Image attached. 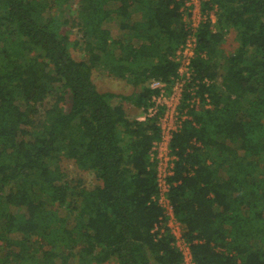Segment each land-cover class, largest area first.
Instances as JSON below:
<instances>
[{
	"label": "trees",
	"instance_id": "1",
	"mask_svg": "<svg viewBox=\"0 0 264 264\" xmlns=\"http://www.w3.org/2000/svg\"><path fill=\"white\" fill-rule=\"evenodd\" d=\"M69 1L0 0V264H183L174 236L153 232L161 128L127 102L148 108L152 80L177 74L184 1L79 0L71 18ZM203 9L217 20L199 27L193 66L212 106L173 136L169 196L197 264H264V0ZM99 69L136 90H101Z\"/></svg>",
	"mask_w": 264,
	"mask_h": 264
},
{
	"label": "built area",
	"instance_id": "2",
	"mask_svg": "<svg viewBox=\"0 0 264 264\" xmlns=\"http://www.w3.org/2000/svg\"><path fill=\"white\" fill-rule=\"evenodd\" d=\"M184 22L188 36L172 57L179 63L177 74L171 81L152 80L155 89L148 108H143L139 119H156L161 128V138L156 141L151 153V161L156 168L158 192L153 199L163 208L164 213L153 228L156 238L165 233L174 236L173 244L183 255V264H197L192 243L186 236V227L177 217L174 204L169 196L172 187L171 177L175 173L177 156L173 153L171 142L174 134L181 130L186 121L192 118L193 110L200 111L212 106L208 93L201 95L199 80L193 66V58L199 45V27L212 18L216 22L215 10L203 9L204 0H183ZM215 12V13H214Z\"/></svg>",
	"mask_w": 264,
	"mask_h": 264
},
{
	"label": "rangeland",
	"instance_id": "3",
	"mask_svg": "<svg viewBox=\"0 0 264 264\" xmlns=\"http://www.w3.org/2000/svg\"><path fill=\"white\" fill-rule=\"evenodd\" d=\"M78 4H79V0H70L68 2L67 9L65 11L68 17L74 16L76 14L77 8L79 6ZM212 11L213 10H209V12H212ZM46 16H49V13H46ZM68 27L70 29L69 31L71 33V37L74 40H78L80 42V46L73 49V53L75 54L77 58L88 57V52L86 51L85 47H86V40L87 38H90V37H85L83 30H81L77 24H74L73 21H70ZM115 32L116 34H118L119 30L117 29ZM225 46H226L227 51L229 52L234 50V48L236 47V39H235L234 32H230V34L228 35ZM94 78L101 90H108V91L111 90V91H116V92L123 93V94H133L134 90H136L127 80L113 76V75H109L108 73L100 69L95 71ZM127 108L130 114L132 115V117L138 114H141L142 112V110H138L134 106V104L131 102H127ZM63 165L68 169L67 176L72 177L77 172L75 170V166L73 165L71 161L64 160ZM83 176L89 185L93 186L97 183L93 172H87ZM65 213H66V210L64 209L63 214ZM68 216H70V219L72 221L70 222L73 223L74 221L73 216L69 215V213H68Z\"/></svg>",
	"mask_w": 264,
	"mask_h": 264
}]
</instances>
